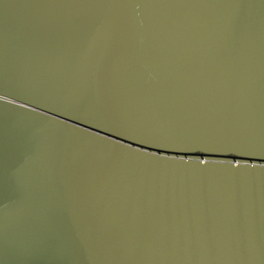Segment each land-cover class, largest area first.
<instances>
[{"label":"water","instance_id":"water-1","mask_svg":"<svg viewBox=\"0 0 264 264\" xmlns=\"http://www.w3.org/2000/svg\"><path fill=\"white\" fill-rule=\"evenodd\" d=\"M0 264H264V0H0Z\"/></svg>","mask_w":264,"mask_h":264}]
</instances>
